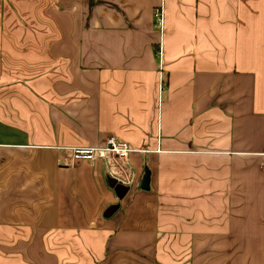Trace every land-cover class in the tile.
Returning <instances> with one entry per match:
<instances>
[{"label":"crops","instance_id":"obj_1","mask_svg":"<svg viewBox=\"0 0 264 264\" xmlns=\"http://www.w3.org/2000/svg\"><path fill=\"white\" fill-rule=\"evenodd\" d=\"M95 2L0 0V264H264V0Z\"/></svg>","mask_w":264,"mask_h":264},{"label":"built area","instance_id":"obj_2","mask_svg":"<svg viewBox=\"0 0 264 264\" xmlns=\"http://www.w3.org/2000/svg\"><path fill=\"white\" fill-rule=\"evenodd\" d=\"M153 17L155 18L158 26L162 28L164 22L163 11L161 8H157L153 11ZM108 153L114 158L125 161L128 158L131 149L128 145L114 136H109L104 141V146L101 148L91 147H75L70 150L71 157L75 162H93L98 153Z\"/></svg>","mask_w":264,"mask_h":264},{"label":"water","instance_id":"obj_3","mask_svg":"<svg viewBox=\"0 0 264 264\" xmlns=\"http://www.w3.org/2000/svg\"><path fill=\"white\" fill-rule=\"evenodd\" d=\"M148 178H149V173H148V171H145V174H144V177H143L142 186H141L142 189H147L148 188V186H147ZM118 208H119V205H112V206H110L105 211V213L103 214V217L104 218L111 217L118 210Z\"/></svg>","mask_w":264,"mask_h":264},{"label":"rangeland","instance_id":"obj_4","mask_svg":"<svg viewBox=\"0 0 264 264\" xmlns=\"http://www.w3.org/2000/svg\"><path fill=\"white\" fill-rule=\"evenodd\" d=\"M154 21L155 23L157 24L155 18H154ZM158 24H157V28H158ZM9 133V129L7 127H0V140H4L5 139V134H8ZM0 255H1V252H0Z\"/></svg>","mask_w":264,"mask_h":264},{"label":"trees","instance_id":"obj_5","mask_svg":"<svg viewBox=\"0 0 264 264\" xmlns=\"http://www.w3.org/2000/svg\"><path fill=\"white\" fill-rule=\"evenodd\" d=\"M95 3H96L95 0H89V6L92 7Z\"/></svg>","mask_w":264,"mask_h":264}]
</instances>
